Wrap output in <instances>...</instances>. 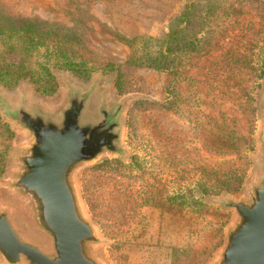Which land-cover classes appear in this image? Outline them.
<instances>
[{"label":"rangeland","instance_id":"1","mask_svg":"<svg viewBox=\"0 0 264 264\" xmlns=\"http://www.w3.org/2000/svg\"><path fill=\"white\" fill-rule=\"evenodd\" d=\"M187 1L0 0V11L4 15L40 20L75 35L85 48L80 55L96 68L87 78L68 70L53 68L52 72L58 82V90L53 95L38 92L27 79L15 87H7L0 82V96L6 101L15 106L26 97L30 108L58 114L67 104V88L71 86L84 92L95 89L90 104V114L94 116L103 100H107L111 108L125 102L121 121L124 155L104 154L93 163L82 165L73 177L82 212L94 226L99 238V243L92 250L101 264L143 263V255L135 250L133 242L145 233L156 238L163 228L162 232L167 235H162V240L179 243L182 239L177 234L176 222L179 219L172 218L169 211L161 224L154 210L148 224L145 215H149L151 207L145 205L143 200L144 175L141 176L142 172L136 168L131 173L126 168L133 159L150 160L146 165V177L148 168L164 160L169 161V164L180 163L181 168L187 172L199 164L207 168L224 164L225 170H233L236 166L245 170V179L237 192L209 195L205 199L207 205L218 209L229 220L223 227L221 245L204 264H215L219 260L227 231L237 220L234 210H225L218 206V202L226 198L237 201L249 199L252 188L264 176V150L260 143V137L264 134V77H257L255 81L251 104L253 110L251 106L250 110H245L241 99L229 96L224 98L223 95L217 98L215 107L212 98L204 96H201L206 102L204 106L194 104L196 97L188 102L184 100L186 108L203 110L215 118L221 116L219 110H222L227 118L239 120L244 134L252 133L250 147L239 144L228 156L219 157L203 144V140L210 143L209 138L212 136L209 132H195L191 123L173 113L170 106L172 97L168 94L172 75L169 72L132 66L130 63L136 48L127 44V40L161 36L169 30L171 20L180 13ZM262 3L261 12L264 16V0ZM255 40L259 49L255 50L252 67L256 71L258 55L264 52V33L257 35ZM221 53L218 51L196 58L198 60L195 62L185 57L181 64V93L192 96L198 95L196 91H199L204 95L208 91L207 86L198 81L197 86L195 82L200 73L205 72L204 76L207 74L205 68ZM111 66L114 67L111 69ZM189 78L194 81L191 90L188 86ZM4 124L13 133V139L10 141L5 171L0 176V211L9 212L14 226L27 241L51 252V239L36 224L29 201L10 187L21 169L18 157L26 153L31 136L6 119L0 108V143L3 140ZM116 161L125 165L118 167ZM176 206L174 200L171 209L174 210ZM205 220L202 226L210 225L213 217L207 216ZM201 239L206 241V237ZM0 264H7L1 255Z\"/></svg>","mask_w":264,"mask_h":264},{"label":"trees","instance_id":"2","mask_svg":"<svg viewBox=\"0 0 264 264\" xmlns=\"http://www.w3.org/2000/svg\"><path fill=\"white\" fill-rule=\"evenodd\" d=\"M262 2L188 0L171 20L169 30L161 36L127 40V44L136 48V54L130 59L132 66L172 75L168 94L172 97L170 106L173 113L191 123L195 132L210 133V143L203 140V144L215 156L226 157L239 144L250 147L252 133L244 134L239 120L227 118L222 110H219L221 116L215 118L203 110L188 109L183 102L196 97L194 104L204 106L206 102L201 99L204 96L212 98L215 107L217 98L223 95L224 98L241 99L244 109L250 110L255 81L264 77V52L258 55L256 71L252 67L255 50L259 49L256 36L264 33ZM81 51H85V48L79 39L62 28L40 20L4 15L0 11V82L7 87H15L27 79L38 92L53 95L58 90L53 68L68 70L83 78L95 71L96 68L80 55ZM218 51L222 53L209 62L205 68L207 74L204 76L205 72L200 73L195 82L197 86V81L205 84L208 91L204 95L196 91L198 95L192 96L181 93L183 88L179 82L184 58L189 57L195 62ZM191 85H194V81L189 78L190 90ZM3 128L0 176L5 171L6 157L13 139L8 126L4 124ZM140 160L133 159L126 168L130 173L136 168L142 172L141 176L144 175L143 200L145 205L151 207L145 219L150 224L151 214L155 210L163 224L169 211L172 218L179 219L176 222L177 234L182 236L179 243L162 240V235H167L162 228L156 238L146 233L137 237L133 247L143 255L141 264H204L221 245L223 227L229 220L218 209L207 205L205 199L209 195L237 192L245 179V170L239 166L225 170L224 164L213 168L199 164L187 172L180 163L169 164L164 160L148 168L146 177V165L150 160ZM115 163L118 167L125 165L120 161ZM174 200L177 206L172 210ZM207 216H212L213 221L210 225L202 226ZM202 237H206L205 242Z\"/></svg>","mask_w":264,"mask_h":264},{"label":"water","instance_id":"3","mask_svg":"<svg viewBox=\"0 0 264 264\" xmlns=\"http://www.w3.org/2000/svg\"><path fill=\"white\" fill-rule=\"evenodd\" d=\"M95 89L68 86L67 104L58 114L30 108L27 98L11 105L0 96L6 119L31 136L21 169L10 184L29 201L38 227L51 239L47 252L27 241L8 211H0V255L7 264H101L93 254L96 230L84 216L74 174L104 154L123 156L122 116L125 102L110 107L103 100L95 116L90 104ZM264 150V134L260 137ZM264 162V160H263ZM218 206L234 210L237 220L215 264H264V176L249 199H223Z\"/></svg>","mask_w":264,"mask_h":264}]
</instances>
